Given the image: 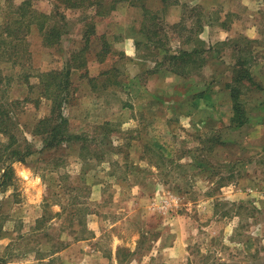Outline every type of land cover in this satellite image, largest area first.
Segmentation results:
<instances>
[{
  "label": "rangeland",
  "instance_id": "1",
  "mask_svg": "<svg viewBox=\"0 0 264 264\" xmlns=\"http://www.w3.org/2000/svg\"><path fill=\"white\" fill-rule=\"evenodd\" d=\"M23 1L0 0V264H264V0H204L206 11L197 0H30L61 28L51 46L26 33ZM208 17L229 33L204 27ZM131 37L138 63L123 53ZM187 37L207 62L190 86L207 77L214 105H176L182 81L156 66L161 51L195 44ZM238 60L257 83L246 81L240 127L226 88ZM54 70L71 81L61 110L72 137L60 144L39 125L52 108L41 77Z\"/></svg>",
  "mask_w": 264,
  "mask_h": 264
},
{
  "label": "trees",
  "instance_id": "2",
  "mask_svg": "<svg viewBox=\"0 0 264 264\" xmlns=\"http://www.w3.org/2000/svg\"><path fill=\"white\" fill-rule=\"evenodd\" d=\"M63 2H68L67 5L71 7L79 6L82 3L83 4H100V1L102 0H61ZM115 4V2H114ZM31 1L30 0H24L23 3L20 6L21 14H19L21 17H28L27 22V30L26 33H28L33 26L38 28L40 32L44 34V40L48 45H54L55 43L59 42V39L61 38L62 32L61 28L58 23L55 24H48L50 23V19H54L53 14H48L42 11H39L38 9L31 8ZM115 7V5H113ZM42 18V19H40ZM20 20H17L15 22H19ZM25 24L24 21L21 22V24L17 27L19 28L21 25ZM13 24H10L9 27H11ZM92 31L95 32L92 28ZM144 31L152 32L153 29L150 26L144 27ZM89 38H87L88 40ZM159 48V46L157 45ZM87 48V47H85ZM85 48L81 49L78 53L74 54L75 59L80 60L79 65H76L77 67L82 66L85 64L86 59L83 57V53L85 51ZM103 54H108L111 52L110 49V43L103 42V48H102ZM165 52V53H164ZM194 53H187L186 51L182 52L180 55H173L170 54L168 50L161 51L160 54H163V62H159V64H162L168 61L171 62V64H174L178 58H182V61H196L194 58H196V52ZM192 54V55H191ZM243 64H248V61L243 60ZM69 70L65 73L64 71H53L50 72L46 76L42 75L41 77V87H42V94L49 98L52 101V108L48 115L44 116L40 119L39 125H44L43 132L47 133L52 140H50L52 143L60 144L63 141H70L71 135L65 134V126L68 121V118L64 115L63 111L61 110L62 107V96L63 93L66 94V92L69 90L70 86V74ZM253 83V85L257 84L255 83L254 77L252 76L251 70L247 66H240L239 60L235 62L234 66L232 67V77L231 81L226 84V88L228 91V94L232 101V114L230 116V122L233 126H243L248 123L250 120V113L246 108V95L247 92H250L251 87H245L247 86V82ZM248 90V91H247ZM42 96V97H44ZM41 98V97H40ZM62 99V100H61ZM5 108V105L0 102V122H4V119H2L3 113ZM260 109L264 110V104H260ZM1 124V123H0ZM214 140L217 139V137L213 138ZM46 140H48L46 136ZM202 166V165H201ZM8 173V172H7Z\"/></svg>",
  "mask_w": 264,
  "mask_h": 264
},
{
  "label": "crops",
  "instance_id": "3",
  "mask_svg": "<svg viewBox=\"0 0 264 264\" xmlns=\"http://www.w3.org/2000/svg\"><path fill=\"white\" fill-rule=\"evenodd\" d=\"M203 6V10L206 11V8L208 9L209 7H211V5H209V3L207 1H204V0H197L195 2V4L192 5V9H198L200 7ZM218 8H222L224 6H219L217 5ZM228 6V5H226ZM200 23V22H199ZM218 25L221 27V30H223L224 32L226 33H229V28L228 26L230 25V23L228 22V26L227 27H224V25H227L226 21H224V19H220V22H216V21H213L211 19H209V17L207 18V22L205 23V25H203L204 27H210L211 29L214 30L213 27H218ZM228 36V34H227ZM249 36L251 38H254L255 35H253L251 33V30L249 32ZM153 35H151V38H148V41L146 43H144V45H150V43L152 42H149V40L151 41H154V39L152 38ZM193 37V36H192ZM248 37V38H250ZM250 38V39H251ZM202 39L203 40H206L205 37L202 36V34H197V39L196 41L198 42H202ZM222 40H225L226 37L224 38V35L223 37H221ZM231 40V39H230ZM252 40V39H251ZM194 39H191V37H187L184 42L186 43H197ZM231 41L235 42L237 41V38L235 39H232ZM139 46L137 48V45H136V42H135V39L133 37L131 38H125L123 40V53H125L127 56H129V59L131 61H134L135 63H138L137 62V58L139 57H143L144 55H141L143 51H139L140 50V47L143 45V43H140L138 42ZM195 44H192V45H185V47L179 51H174V52H169L170 54H173V55H180L182 52L186 51L188 54L189 53H194L193 51L196 52V58H194L196 61H192V60H189L188 61H182V58H178L177 61L174 63V64H171L170 61L166 62L167 64L164 65V64H159V62H161V60H157V65L156 66H160L162 65V68L163 67H167L168 70V73H170L167 77L168 78H172L174 81H182L180 82L181 84V87H184V91H180L178 95V98H175V101L172 100L171 103L174 104V102H176V105H188V104H192L194 105L195 107L199 106V107H203V106H208V105H214L215 104V100H216V97L215 96H212L209 92H210V88L208 87V82L207 81V77H203L201 76V80L198 81L196 83H194L193 86H190L191 84V79L189 78V76L193 73H206V68H207V62H206V55L205 53L203 52L202 49H198V45L196 46ZM165 53V52H164ZM160 54V53H159ZM191 54V55H192ZM163 55V54H162ZM205 55V56H204ZM154 65L156 64V61L155 63H153ZM152 66V70H160V68L156 67V66ZM148 66H147V70H148ZM144 73V69H140L139 72H132L131 74V78L134 79V81H138L139 80V77H141V75H143ZM158 73V72H157ZM124 75V73H123ZM127 75V73H126ZM156 75L154 78L155 79H159V74L157 75L156 73L154 74ZM219 89L220 86H217ZM152 90V89H151ZM214 93H217V92H214ZM229 96V94H228ZM182 99V100H181ZM229 101H230V105L232 106V101H231V98L229 96ZM174 101V102H173ZM123 107L127 108L129 106L127 105H123ZM192 114V112L189 110V112L187 113V115H185L186 117H189L190 118V115ZM173 118V116L171 117ZM169 117L168 120L171 119ZM177 118H180V116L177 115ZM176 120V118H175ZM180 120H182L180 118ZM183 122H186V120H184ZM133 212H136V210L134 211H131V212H128L127 214H124L123 216V220H126L127 218H131L133 216H137L136 213H133ZM96 239V238H95ZM123 245H125V243H123Z\"/></svg>",
  "mask_w": 264,
  "mask_h": 264
}]
</instances>
